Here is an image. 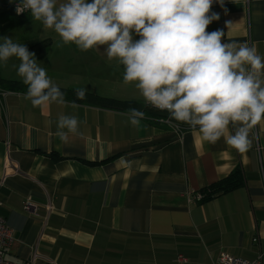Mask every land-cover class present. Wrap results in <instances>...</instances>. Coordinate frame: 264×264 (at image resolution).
I'll use <instances>...</instances> for the list:
<instances>
[{
	"label": "crops",
	"instance_id": "0c3cea01",
	"mask_svg": "<svg viewBox=\"0 0 264 264\" xmlns=\"http://www.w3.org/2000/svg\"><path fill=\"white\" fill-rule=\"evenodd\" d=\"M211 13L219 19L206 31L222 30L223 41L254 46L264 57V0H214ZM2 28L0 23V34ZM18 62L0 63V213L14 233L7 260L214 264L223 252L246 259L264 252V120L257 133L250 131V149L239 153L224 138L209 144L198 130L152 114L134 127L127 111L85 102L36 108L26 91L2 83L22 81ZM110 62L101 85L93 77L87 86L48 74L57 86L146 103L133 84L123 82V66ZM97 68H91L94 77ZM119 85L127 89L115 93ZM62 114L80 121L67 142L56 134ZM237 167L244 185L195 199ZM27 196L36 213L24 209Z\"/></svg>",
	"mask_w": 264,
	"mask_h": 264
},
{
	"label": "clouds",
	"instance_id": "9594fccd",
	"mask_svg": "<svg viewBox=\"0 0 264 264\" xmlns=\"http://www.w3.org/2000/svg\"><path fill=\"white\" fill-rule=\"evenodd\" d=\"M214 0H20L17 13L30 11L60 42L87 52L102 47L109 61L123 66V82L133 84L146 104L166 111L177 123L198 130L202 140L221 138L239 153L251 147L250 131L264 120V57L247 44L223 41L222 30L206 31L219 19ZM222 3V0H218ZM139 38L136 39L135 37ZM0 63L15 57L17 75L33 107L66 103L34 52L4 36ZM87 89L75 90L83 100ZM71 107L79 105L73 101ZM139 127L146 114L129 109ZM76 116L60 115L57 136L78 134ZM230 126L234 131H230Z\"/></svg>",
	"mask_w": 264,
	"mask_h": 264
},
{
	"label": "rangeland",
	"instance_id": "374dc122",
	"mask_svg": "<svg viewBox=\"0 0 264 264\" xmlns=\"http://www.w3.org/2000/svg\"><path fill=\"white\" fill-rule=\"evenodd\" d=\"M0 23L3 27L0 38L8 36L11 37L14 42L20 44H34L44 39L50 40L51 46L47 55L43 59L37 60V63L44 67L47 74H51L52 77L54 74L58 73L57 76L65 75L64 77L69 79V82H72V84H85L91 86L92 77L97 79L101 85L104 84L105 78L110 76L107 73H110L112 70L109 67L114 62H110L107 59L106 53L102 47L87 52L79 50L74 44L56 47V44L60 42V37L53 30H45L39 21H35L32 18L30 12L21 17L13 12H2L0 14ZM135 38L138 39L139 37L136 36ZM2 42L3 40L0 39V43ZM99 60H101V62H99ZM95 64L99 67L97 71H95L98 72V77H94L95 74L91 71L92 66ZM118 77L122 79V76ZM100 85L98 88L101 87ZM126 89L127 88L123 85H119L115 93H121Z\"/></svg>",
	"mask_w": 264,
	"mask_h": 264
},
{
	"label": "trees",
	"instance_id": "16d2710c",
	"mask_svg": "<svg viewBox=\"0 0 264 264\" xmlns=\"http://www.w3.org/2000/svg\"><path fill=\"white\" fill-rule=\"evenodd\" d=\"M9 11H12L13 13H15L13 10H9ZM17 16L21 17L23 15H17ZM25 46L28 48L30 52L35 53L36 59L40 60V59H43L47 55L48 50L51 46V42L48 39H44L34 44H26ZM2 83L8 89H20L24 91L27 90L26 85H24L22 81L3 80ZM59 88L63 92L65 100L75 101L79 103L85 102V103L94 104V105L104 107V108L116 109V110H122V111H128L129 109L135 108V109L143 111L144 113L148 115L152 114V116H154L155 118L156 117H159L161 119L170 118L169 114L164 113L146 103H142L136 100L119 99V98L110 97V96H103V95L92 93L90 91H87L86 96L83 100H77L76 95H75V90L79 89L78 87L59 86ZM173 121L176 122L175 120ZM244 180L245 179H244V174L242 172V169L237 167L226 178L220 179L214 182L213 184L209 185L208 187L204 188L201 191L203 194L202 201L220 196L231 190H234L244 185L245 183Z\"/></svg>",
	"mask_w": 264,
	"mask_h": 264
},
{
	"label": "built area",
	"instance_id": "2783aa9c",
	"mask_svg": "<svg viewBox=\"0 0 264 264\" xmlns=\"http://www.w3.org/2000/svg\"><path fill=\"white\" fill-rule=\"evenodd\" d=\"M20 4V0H0V11L1 10H13L16 15H24L26 13H29L30 11H25L23 13H17L16 6ZM166 121L172 123L175 125V122L171 120L170 118H166ZM254 131L257 133V125L254 126ZM14 168L15 172L18 171L17 168ZM196 200H202L203 194L198 193L195 196ZM24 209L28 212L36 213L37 206L33 203L32 197L27 196L24 201ZM48 208V211L51 212L53 210L52 203H48L46 205ZM14 241V233L13 229L9 226L6 217L0 213V264H36V257H31L30 259H27L22 262H14L7 260L5 257V253L7 249L11 246L12 242ZM179 259H182L181 256H179ZM264 263V252H259L257 257L254 259H246L242 257H237L229 253H221L217 259L215 260L214 264H263Z\"/></svg>",
	"mask_w": 264,
	"mask_h": 264
}]
</instances>
